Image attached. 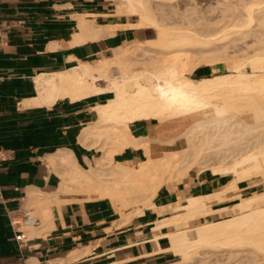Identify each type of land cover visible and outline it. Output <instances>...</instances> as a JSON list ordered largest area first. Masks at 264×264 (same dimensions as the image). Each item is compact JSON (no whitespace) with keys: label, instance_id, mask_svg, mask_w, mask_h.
<instances>
[{"label":"bare ground","instance_id":"obj_1","mask_svg":"<svg viewBox=\"0 0 264 264\" xmlns=\"http://www.w3.org/2000/svg\"><path fill=\"white\" fill-rule=\"evenodd\" d=\"M170 1L116 0L117 13L136 15L138 19L132 26H153L157 36L147 43L145 40L127 41L113 48L112 55L102 57L96 63L80 61L72 67L36 75L38 93L26 99L24 104L51 105L61 97L78 100L95 93L112 92L109 99L94 107L98 118L81 131L83 144L100 151L95 162L84 167L77 162L72 150L60 149L47 155V161L62 178L59 190L29 189L27 203L38 205L40 212L45 211L42 226L30 227L38 235L48 230L52 223L51 206L55 201L60 204L59 191H87L108 197L117 211L128 219L136 213L141 214L144 206L153 204V196L166 181L182 179L192 168L231 173L234 180L229 188L236 187V182L241 179L264 177V43L256 46L252 53L248 49L243 55L230 54L226 44L227 40L235 41L241 35V39H245L251 34L254 21L264 25V0L221 1L226 7H222L218 15L217 22L223 31L219 33L217 28L218 34L215 33L217 25L210 23L214 19L210 13L202 27L196 24L198 18L191 17L190 13L185 14L183 25H170L166 15L157 11ZM84 15H79L81 32L75 34L73 43L111 33L117 26L98 25L93 19L90 22L85 17L89 21L86 20ZM204 24L213 26L210 27L213 32L208 30V35L220 34L219 37H208L203 32L207 27ZM251 32L255 36V32ZM236 34L240 36L235 37ZM263 37L260 36L259 41L264 40ZM217 40L224 44L219 50L205 48L209 43L217 47L220 43L216 46L214 41ZM208 50L209 53L213 50L212 54L221 51L222 55L214 57L211 54L209 58ZM201 59L204 64L225 60L229 73L191 76L190 72L199 66ZM102 80L107 83L102 84ZM141 117L160 121L191 120L181 133L168 139H156L161 143L176 144L177 138L184 135L186 147L153 156L151 142L155 139L134 136L129 128L131 120ZM128 145L142 147L147 154L138 166L114 161L115 153ZM219 193L215 191L190 198L188 215L207 214L206 199H215ZM259 201H264V188L243 196L236 207L244 210L237 215L179 227L168 233L170 247L180 254V259L170 264H206L207 260L212 264L219 261V252L224 250L233 255L247 249L248 253L254 254L248 255L255 260L256 256H264V205H259Z\"/></svg>","mask_w":264,"mask_h":264},{"label":"crops","instance_id":"obj_2","mask_svg":"<svg viewBox=\"0 0 264 264\" xmlns=\"http://www.w3.org/2000/svg\"><path fill=\"white\" fill-rule=\"evenodd\" d=\"M116 9V0H0V264H170L180 254L170 247L168 233L237 215L244 210L236 207L243 196L261 189L263 181L258 177L238 180L236 187L229 188L234 180L231 173L192 168L182 179L166 181L153 196L154 205L144 206L141 214L128 219L108 197L59 191L61 201L52 203L48 230L38 235L25 227L27 239L22 243L16 239L8 214L18 208L35 210L27 203L29 189L55 192L60 188L62 178L47 161L48 154L66 148L84 167L95 162L100 151L83 144L81 131L98 118L94 107L112 92L78 100L61 97L51 105L24 101L38 93L37 74L80 61L96 63L127 41L146 39L149 26H132L137 16L118 14ZM80 14L98 25L117 26L111 33L73 43L81 32ZM213 71V65L202 64L191 76ZM175 121L183 130L179 118L141 117L131 120L129 128L134 136L154 138L151 154L158 156V140L177 135L169 128ZM146 158L144 148L133 145L114 155L115 162L134 166ZM215 191L221 193L206 199L207 214L188 215L190 198ZM42 224L41 219L36 227Z\"/></svg>","mask_w":264,"mask_h":264},{"label":"rangeland","instance_id":"obj_3","mask_svg":"<svg viewBox=\"0 0 264 264\" xmlns=\"http://www.w3.org/2000/svg\"><path fill=\"white\" fill-rule=\"evenodd\" d=\"M195 1V2H194ZM221 1H223V0H171L170 2L171 3H168V5H165V7H158V12L160 13H162V15H166L165 17L167 18V21L170 23V25H183L184 24V22H186L185 20H186V18H185V14L186 13H190V15H192L191 17H197L198 19H199V21H197L196 20V24L197 25H200L199 27H202V24H203V22L205 21V23L207 22V18H206V16H207V14H209V15H212V16H214V19H212L211 20V24H216L215 26H216V30L215 31H217V28L219 29V33L220 32H223L222 31V28H221V24H219L218 25V22H217V20L220 18V17H218V15L221 13V11H222V9L224 8V6L226 5H224V3L222 4L221 3ZM225 1V0H224ZM229 1H231V0H229ZM234 1V0H233ZM238 1H240V0H238ZM242 1V0H241ZM157 2V1H156ZM156 2H154L155 3V5L157 4ZM187 2V3H186ZM193 2V3H192ZM234 2H237V0H235ZM184 3V4H183ZM227 3H229L228 1H227ZM171 4H173V5H171ZM202 6V7H201ZM209 6V7H208ZM217 6V7H216ZM187 7V10L185 9ZM223 7V8H222ZM226 7V6H225ZM196 8H197V10H196ZM221 8V9H220ZM203 11H202V10ZM179 11V12H178ZM183 12V13H182ZM220 12V13H219ZM227 12V11H226ZM233 12V11H232ZM164 13V14H163ZM197 13V14H196ZM199 13V14H198ZM228 13V12H227ZM202 14V15H201ZM229 14H231V11H230V13ZM196 15V16H195ZM199 15V16H198ZM259 15H262V14H259ZM136 16V15H135ZM169 16V17H168ZM217 16V17H216ZM177 18V19H176ZM205 18V19H204ZM179 20H181V21H179ZM257 21V20H256ZM256 21H254L253 22V27H252V30L255 32V36L254 35H252L253 33L250 31L249 33H251V34H248V36L247 37H245V39L244 38H242L241 39V37H242V35H241V37L239 38L238 37V35L236 34V36L235 37H238V39L237 38H235V41H233L234 39H230V40H232V41H230V40H227L228 41V43H229V45H228V43H226L227 44V46H228V52L230 53V52H232V53H230V54H237V53H239L238 55H243V52H244V54L246 53V52H248V49H249V52H253L254 50L253 49H255L256 48V46H259L260 44H262V42L264 43V40L262 39V41H259V37L261 36V37H263V33H264V28L262 29V27H264V25L261 27L260 25H259V23H257ZM197 22H199V23H197ZM215 22H217V23H215ZM255 24V25H254ZM205 26H207L206 24H204ZM203 25V28H205V26ZM209 26V25H208ZM207 26V27H208ZM214 26V27H215ZM218 26H220V27H218ZM260 26V27H259ZM198 27V26H197ZM206 27V29H204V30H206V31H204L203 30V32H206V34H207V36L208 37H213L214 38V33H212L213 35H208L209 34V32H208V30L210 31V30H212L210 27H213V26H210V27H208V28H210V29H208ZM229 27H231V26H229ZM203 28H201V30L203 29ZM221 28V29H220ZM224 28V27H223ZM228 28V27H227ZM147 29H148V33H147V37H146V39H143V40H145L146 41V43H147V40H149V39H154L156 36H157V32H156V28H154L153 26H149V27H147ZM254 29H256L257 31H255ZM261 30L262 31V33H261V31H259V30ZM221 30V31H220ZM214 31V32H215ZM202 32V31H201ZM211 32H213V31H210V33ZM215 33H217L218 34V31L217 32H215ZM261 33V34H260ZM216 34V35H217ZM220 35V34H219ZM219 35H217L218 37H219ZM260 35V36H259ZM217 36H215V37H217ZM240 36V35H239ZM233 38V37H232ZM264 38V37H263ZM238 40V41H237ZM241 40V41H240ZM223 43L224 42H226V40L224 41V39H222L221 40ZM247 41H249L248 43H247ZM258 41V42H257ZM218 42H220L219 40H217V41H214V43H215V45L218 43ZM222 42H220V43H218L219 45L217 46V47H213V46H211L210 45V43L208 44V47H205V48H209V50H210V48H219L222 44ZM261 42V43H260ZM136 42H133V44H135ZM213 43V44H214ZM235 43V44H234ZM257 43V44H256ZM212 44V43H211ZM212 44V45H213ZM224 45V44H223ZM222 45V46H223ZM242 47H241V46ZM210 46V47H209ZM231 48V49H230ZM206 49V50H207ZM236 49V50H235ZM242 49V50H241ZM209 50H208V53H209ZM216 50V49H215ZM219 50V49H218ZM212 52H213V50H212ZM212 52L211 53H209V54H207L208 55V57L210 58L211 56H209V55H211L212 54ZM221 52V51H220ZM219 52V54H220V56L222 55V52L220 53ZM112 53H113V51H112ZM112 53L110 54V55H112ZM217 53V52H216ZM214 54V55H213ZM212 54V56H214V57H220L219 56V54H215V52ZM222 60V59H221ZM221 60H217V61H214V62H212V63H207V64H209V65H213V67H214V71H213V73L212 74H214V73H216V72H224V73H229V69H228V67L226 66V61L225 60H223V61H221ZM204 60H199V66L200 65H202V64H204ZM113 71H116V68H113ZM192 73V71L190 72V74ZM211 74V75H212ZM101 83L103 84H105V83H107V80H102L101 81ZM179 119H181V118H179ZM182 120V122H183V124H184V128H183V130L186 128V126L191 122V120H187L186 118H182L181 119ZM187 121V122H186ZM169 128L172 130L171 132H173V133H181L183 130H182V127L179 125V121H175V122H173L170 126H169ZM182 130V131H181ZM175 136V135H174ZM185 139V136L184 135H181V137L179 136L178 138H177V140H176V144L175 143H173V144H170V143H161V142H159V151L156 153V155H163V154H165L166 153V151H168V150H179V149H181V148H184V147H186V143L185 142H183V140ZM253 177H258L259 179H261V181H263L262 182V184H261V189L262 188H264V177H262V176H252L251 178H253ZM259 205H264V201H259V203H258ZM28 206H34L35 207V210H34V213L36 214V215H38V216H40L41 217V219H42V221H43V223L45 222V216L43 215L44 214V212L45 211H42V212H40L39 211V206L38 205H35V204H29ZM231 252L229 251V250H224V251H221V252H219V257H220V259H219V261L218 262H212V264H264V256L263 255H261V258H259L260 256H256V260L252 257L251 258V256H249V255H251L252 254V256L254 255L253 253H248V250L247 249H245V250H241V251H238V252H236V253H234L233 255H231L230 254ZM249 254V255H248ZM217 257V256H216ZM213 258H215L214 256H213ZM250 258V259H249ZM259 258V259H258ZM249 259V260H248ZM252 259V260H251ZM251 260V261H250ZM208 262L206 263V264H209L211 261H209V260H207ZM176 262V261H175ZM198 262V261H197ZM196 262V263H197ZM211 264V263H210Z\"/></svg>","mask_w":264,"mask_h":264},{"label":"built area","instance_id":"obj_4","mask_svg":"<svg viewBox=\"0 0 264 264\" xmlns=\"http://www.w3.org/2000/svg\"><path fill=\"white\" fill-rule=\"evenodd\" d=\"M16 213H9V219L12 228L17 232L16 239L22 243L27 239V233L25 227L38 226L41 223L40 216L34 213L32 208L26 207L23 209H17Z\"/></svg>","mask_w":264,"mask_h":264}]
</instances>
